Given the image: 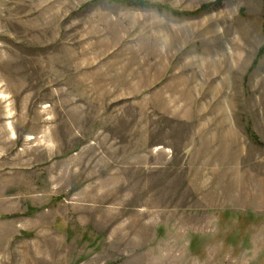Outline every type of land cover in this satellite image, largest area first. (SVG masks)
I'll list each match as a JSON object with an SVG mask.
<instances>
[{"label":"rangeland","instance_id":"374dc122","mask_svg":"<svg viewBox=\"0 0 264 264\" xmlns=\"http://www.w3.org/2000/svg\"><path fill=\"white\" fill-rule=\"evenodd\" d=\"M145 1L0 0V264H264V0Z\"/></svg>","mask_w":264,"mask_h":264},{"label":"trees","instance_id":"16d2710c","mask_svg":"<svg viewBox=\"0 0 264 264\" xmlns=\"http://www.w3.org/2000/svg\"><path fill=\"white\" fill-rule=\"evenodd\" d=\"M128 1L133 2V3H136V4L141 5V6H145V7H151V6L152 7H156L160 11L161 10L163 11V10L167 9V7L165 5H162V4H152V3L148 2V1H145V0H128ZM174 14L181 15L182 12L174 11Z\"/></svg>","mask_w":264,"mask_h":264},{"label":"crops","instance_id":"0c3cea01","mask_svg":"<svg viewBox=\"0 0 264 264\" xmlns=\"http://www.w3.org/2000/svg\"><path fill=\"white\" fill-rule=\"evenodd\" d=\"M251 204H256V202L254 201L253 203H251Z\"/></svg>","mask_w":264,"mask_h":264}]
</instances>
